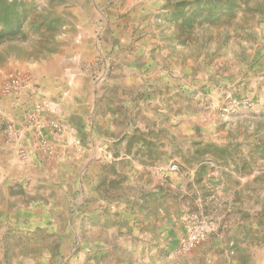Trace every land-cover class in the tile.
<instances>
[{
  "label": "rangeland",
  "instance_id": "rangeland-1",
  "mask_svg": "<svg viewBox=\"0 0 264 264\" xmlns=\"http://www.w3.org/2000/svg\"><path fill=\"white\" fill-rule=\"evenodd\" d=\"M5 17L0 264H264V0Z\"/></svg>",
  "mask_w": 264,
  "mask_h": 264
},
{
  "label": "trees",
  "instance_id": "trees-1",
  "mask_svg": "<svg viewBox=\"0 0 264 264\" xmlns=\"http://www.w3.org/2000/svg\"><path fill=\"white\" fill-rule=\"evenodd\" d=\"M9 21H10V19L7 18V17H5L2 20H0V22H3V23H8Z\"/></svg>",
  "mask_w": 264,
  "mask_h": 264
},
{
  "label": "built area",
  "instance_id": "built-area-1",
  "mask_svg": "<svg viewBox=\"0 0 264 264\" xmlns=\"http://www.w3.org/2000/svg\"><path fill=\"white\" fill-rule=\"evenodd\" d=\"M195 239V238H194Z\"/></svg>",
  "mask_w": 264,
  "mask_h": 264
}]
</instances>
